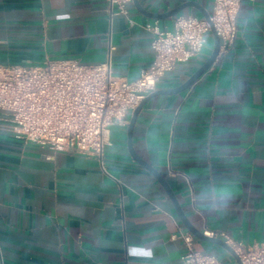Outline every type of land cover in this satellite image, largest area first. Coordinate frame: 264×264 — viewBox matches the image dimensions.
Segmentation results:
<instances>
[{
    "label": "crops",
    "instance_id": "1",
    "mask_svg": "<svg viewBox=\"0 0 264 264\" xmlns=\"http://www.w3.org/2000/svg\"><path fill=\"white\" fill-rule=\"evenodd\" d=\"M139 2L147 13L132 0L128 15L111 16L109 0H0V64L100 63L111 41L113 73L134 80L155 56L146 23L172 30L177 15L211 14L214 0ZM184 3L176 16L150 15ZM213 47L211 33L154 91L185 82ZM110 140L106 173L94 156L47 158L49 148L0 120V264H184L180 233L190 230L175 203L130 152L128 126H112ZM133 146L204 234L264 244V0L242 1L234 46L195 83L143 106ZM217 246L196 236L198 250L219 256Z\"/></svg>",
    "mask_w": 264,
    "mask_h": 264
},
{
    "label": "built area",
    "instance_id": "2",
    "mask_svg": "<svg viewBox=\"0 0 264 264\" xmlns=\"http://www.w3.org/2000/svg\"><path fill=\"white\" fill-rule=\"evenodd\" d=\"M132 0H109L110 14H129ZM243 0H214L210 21L180 14L174 28L160 19L147 22L153 33V62L134 80L113 73L110 41L108 58L88 64L79 59L0 64V120L15 126L17 136L56 152H76L96 157L107 173L105 154L114 125L128 126V115L153 92L158 82L179 63L197 56L207 46L212 24L220 37V51L231 49L238 36V17ZM234 248L243 264H264V244L248 245L225 232L205 231ZM187 251L184 264H224L195 247L196 236L182 231Z\"/></svg>",
    "mask_w": 264,
    "mask_h": 264
},
{
    "label": "water",
    "instance_id": "3",
    "mask_svg": "<svg viewBox=\"0 0 264 264\" xmlns=\"http://www.w3.org/2000/svg\"><path fill=\"white\" fill-rule=\"evenodd\" d=\"M135 5L141 10L146 12L143 7L141 6L139 0H133ZM192 4V3H184V4H180L179 6L164 12V13H151L150 15L153 17H157V18H169L172 16H176L177 14H179L187 5ZM147 13V12H146ZM205 18L210 21V13H206L205 14ZM212 34L214 37V47H213V51L211 53V55L209 56V58L203 63V65L198 68L185 82H183L182 84H180L179 86L175 87V88H170V89H161V90H156L151 92L150 94H148L143 100L142 102L134 109L129 125H128V145H129V150L132 153V155L143 165L145 166L148 170H150L154 176L162 183V185L164 186V188L166 189L167 193L169 194L170 198L173 200V202L175 203L176 209L179 213V215L182 218V221L184 222V224L186 225V227L198 238H200L201 240L207 241V242H211L214 244H217L223 248H225L228 252H230V254L235 258L237 264H243L241 261L240 256L237 254V252L234 250V248L232 246H230L227 242H225V240H223L222 238L219 237H211L208 236L206 234H204V232L198 228H196L192 222L189 220L188 216L186 215V213L184 212L181 204L179 203L177 196L175 195V193L173 192L171 186L169 185L167 179L165 178V176L159 172L156 168H154L153 166H151L150 164H148L147 162H145L135 151L134 146H133V132H134V128H135V124L138 118V115L141 111V109L143 108V106L153 97L160 95V94H176L179 92H182L184 90H186L187 88H189L193 83H195L215 62L219 51H220V37L215 29V27L212 24Z\"/></svg>",
    "mask_w": 264,
    "mask_h": 264
},
{
    "label": "rangeland",
    "instance_id": "4",
    "mask_svg": "<svg viewBox=\"0 0 264 264\" xmlns=\"http://www.w3.org/2000/svg\"><path fill=\"white\" fill-rule=\"evenodd\" d=\"M220 249L219 258L224 264H237L235 258L225 248L217 246Z\"/></svg>",
    "mask_w": 264,
    "mask_h": 264
}]
</instances>
